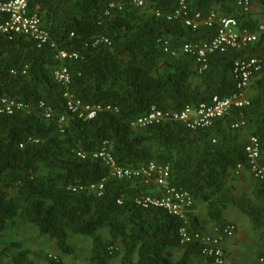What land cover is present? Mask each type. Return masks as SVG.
I'll return each instance as SVG.
<instances>
[{"label":"trees","instance_id":"obj_1","mask_svg":"<svg viewBox=\"0 0 264 264\" xmlns=\"http://www.w3.org/2000/svg\"><path fill=\"white\" fill-rule=\"evenodd\" d=\"M144 1L143 9L132 0H38L33 4L58 49L80 56L62 63L70 72L68 87L53 79V70L61 64L49 48L38 49L26 37L9 41L0 35V97L30 107L27 115H0V239L5 231L24 223L53 241L62 255L74 253L69 232L90 238L88 264H114L117 259L120 264H191L202 257L196 244L180 245L179 219L160 209L144 211L135 206L134 199L152 194L154 185L141 179H110L101 162L77 157V153L89 156L104 143L110 145L120 167L137 168L149 162L168 166L171 184L187 191L194 204L204 205L214 227H225L224 211L233 208L250 221L255 233L264 235V207L236 199L226 187L236 167L247 162L246 135L258 139L264 166V34L244 49L211 54L206 71L198 74L195 58L181 53V46L211 41L217 24L192 30L180 19L167 21L180 0ZM248 1V13L232 0L187 3L192 14L214 13L234 19L241 31L256 33L263 24L264 0ZM4 18L0 14V23ZM250 58L260 60L262 68L246 91L247 107L231 109L211 127L195 131L170 119L143 130L131 127L151 109L179 114L209 104L215 97L233 96L237 92L233 63ZM67 91L83 103L111 106L116 112H101L89 121L69 117L61 133L56 120L67 114L63 97ZM40 102L52 110V120L38 113ZM237 121L246 122L247 127L232 130ZM30 138L38 144L29 142ZM252 180L260 199L264 185ZM102 181L100 196L68 190ZM189 221L193 230H202L193 212ZM172 248L180 256L170 261L166 252ZM0 264L39 263L21 243L11 242L0 247ZM49 264L63 262L57 258Z\"/></svg>","mask_w":264,"mask_h":264},{"label":"built area","instance_id":"obj_2","mask_svg":"<svg viewBox=\"0 0 264 264\" xmlns=\"http://www.w3.org/2000/svg\"><path fill=\"white\" fill-rule=\"evenodd\" d=\"M38 0H5L0 2V14L4 16V21L0 23V35L13 40L15 37L22 36L33 40L38 49L49 48L53 54L54 60L61 65L53 70V79L57 83L68 87L71 82L70 72L62 63L65 61H75L79 59L77 52H68L59 50L56 43L50 38L49 33L44 29L42 21L38 16V7L33 4ZM237 7L244 13L251 10V4L248 0H232ZM132 4L143 9L144 0H132ZM33 5V7H31ZM114 5H110L112 8ZM159 16V13H156ZM180 19L186 28L196 30L199 27H211L217 24L218 30L216 36L209 42L199 44L185 43L181 46V53L193 56L197 66L198 74L206 71L208 66V57L213 53H225L227 50H240L254 43L259 34H264V23L260 24L256 33L246 30H239L237 22L234 19L218 18L214 13L203 16L201 13H190L187 0H180L177 10L167 17V21ZM98 41L94 43L97 44ZM104 43H108L104 40ZM165 51H168V44L165 42ZM172 56L176 55L173 51ZM262 62L255 58L239 59L234 61L232 68V78L235 82L237 92L224 99L213 98L209 104H202L196 109L186 108L179 114L163 113L156 109H151L146 115L136 119L131 127L134 129H146L155 124L170 119L186 125L190 131L209 128L214 121L223 118L231 109H243L249 105V99L246 91L250 85L253 76L260 72ZM24 73V72H23ZM14 74V72H11ZM67 114L58 117L57 124L61 133L67 125L69 117L82 121L94 119L101 112H116L111 106L90 105L83 103L75 96L66 92L63 96ZM38 113L45 120H52L54 114L52 110L44 103L37 105ZM20 112L22 115L30 113V107L22 105L12 99L4 96L0 97V115L12 116ZM246 122L237 121L231 129L244 130ZM29 142L38 144V141L29 139ZM22 148V145L19 146ZM110 145L104 143L102 148L89 156L83 153H77V157L84 160L87 157L97 160L107 169L108 178L122 180H142L145 184L154 185L155 190L152 194H144L134 199L137 208L144 211L160 209L168 215L179 219L182 223L178 231V239L181 246L196 244L199 247L200 255L212 262V264H225L226 262V244L231 240L236 227L232 224L223 228H213L210 232L202 230H193L189 216L192 212L194 201L192 196L184 190L177 189L170 182L171 171L168 166L158 165L155 162H149L146 165L137 168H124L117 165L110 152ZM246 155V164L238 165L234 170L235 175L242 171H247L257 182L264 185V166L260 159V144L256 137L248 135L246 146L244 148ZM104 187V181L91 185H79L69 187L71 193H93L100 196ZM121 204V201H118Z\"/></svg>","mask_w":264,"mask_h":264},{"label":"rangeland","instance_id":"obj_3","mask_svg":"<svg viewBox=\"0 0 264 264\" xmlns=\"http://www.w3.org/2000/svg\"><path fill=\"white\" fill-rule=\"evenodd\" d=\"M226 187L236 199H248L252 202L253 206L264 207V201L255 196L257 186L253 183L250 176L247 175L246 178L243 173L230 176ZM226 214L233 221L230 223L236 225L238 238L242 242H250L245 247L239 245L240 248L236 250V255L232 254L230 264H264V261L260 257L263 245H255V236L258 233L252 230L250 221L232 208ZM11 242L21 243L24 248L31 252L32 258L39 264H49L50 260L57 258L61 259L63 264H88V257L91 255V239L88 237L69 232L68 242L74 253L62 255L53 241L40 236L35 228L24 223H20L16 228L5 231L0 239V247L3 248ZM166 256L168 260L172 261L176 260L180 256V253L177 250H173L172 252H168ZM7 260L5 258L3 262H7ZM194 260L196 263L193 262L191 264H210L200 257ZM114 264H120L119 260L117 259Z\"/></svg>","mask_w":264,"mask_h":264},{"label":"crops","instance_id":"obj_4","mask_svg":"<svg viewBox=\"0 0 264 264\" xmlns=\"http://www.w3.org/2000/svg\"><path fill=\"white\" fill-rule=\"evenodd\" d=\"M264 19L261 20V23H263ZM247 137L248 135H246V140H247ZM246 142V141H245ZM244 177L247 178V175L250 176V174L247 172V171H243L242 172ZM241 173V174H242ZM251 177V176H250ZM253 183L256 185L257 183L255 181H253ZM263 195L261 197V199L264 201V191L262 192ZM231 208H228L224 211V214H223V219L226 223H230V222H233L226 214V212H228V210H230ZM233 209V208H232ZM235 210V209H233ZM237 211V210H236ZM193 214L197 217L198 221L201 223V226H202V230L205 231V232H210L212 230V228L214 227V224L209 222L208 221V218H207V215H206V211H205V208H204V205L202 204H195V208L193 209ZM239 240V241H238ZM250 243L248 241L246 242H242V240H240L238 238V231L237 233L235 234L234 238L229 240L226 244V251H227V258H226V262L225 264H230L231 260H232V254L235 256L236 255V250H239V245L240 246H247V244ZM255 245H263L262 246V249L263 251H261L260 253V257L261 259H264V235H256L255 236ZM173 250H175L174 248L172 249H169L166 254L168 252H172ZM234 258V257H233ZM195 259V258H194ZM192 259L191 260V263L195 262V260ZM205 262V261H204ZM196 263V262H195ZM203 263V262H202ZM204 264V263H203ZM208 264V263H207Z\"/></svg>","mask_w":264,"mask_h":264},{"label":"clouds","instance_id":"obj_5","mask_svg":"<svg viewBox=\"0 0 264 264\" xmlns=\"http://www.w3.org/2000/svg\"><path fill=\"white\" fill-rule=\"evenodd\" d=\"M244 171H245V170H244ZM242 172H243V171H242ZM242 172H241V173H242ZM241 173H240V174H241ZM240 174H239V175H240ZM234 175H235V174H234ZM250 176H251V175H250ZM194 205H195V204H194ZM194 205H193V206H194ZM192 211H193V209H192ZM229 224H232V225H234V226L236 227V225L233 224V223H228L227 225H229ZM213 228H215V227H213ZM213 228H212V229H213ZM204 232H205V231H204ZM236 233H237V227H236ZM236 233H235V234H236ZM234 236H235V235H234ZM233 238H234V237H233ZM233 238H232V239H233ZM200 258H203L204 260L207 261V259H205L204 257H200ZM226 258H227V251H226ZM262 260L264 261V259H262ZM207 262H208V261H207ZM210 262H211V261H210ZM210 264H212V262H211Z\"/></svg>","mask_w":264,"mask_h":264}]
</instances>
